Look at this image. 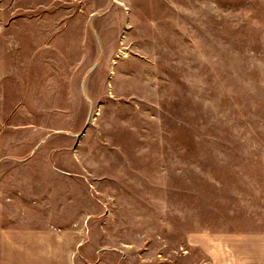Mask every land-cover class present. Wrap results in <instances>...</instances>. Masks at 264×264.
<instances>
[{"label":"rangeland","instance_id":"rangeland-1","mask_svg":"<svg viewBox=\"0 0 264 264\" xmlns=\"http://www.w3.org/2000/svg\"><path fill=\"white\" fill-rule=\"evenodd\" d=\"M0 264H264V0H0Z\"/></svg>","mask_w":264,"mask_h":264},{"label":"water","instance_id":"water-1","mask_svg":"<svg viewBox=\"0 0 264 264\" xmlns=\"http://www.w3.org/2000/svg\"><path fill=\"white\" fill-rule=\"evenodd\" d=\"M90 115H91V110H89V112H88V114H87V118H86L85 124H84V127H83L81 133L78 134V136L81 135V134L83 133V131L86 129L87 124H88V121H89V119H90Z\"/></svg>","mask_w":264,"mask_h":264}]
</instances>
